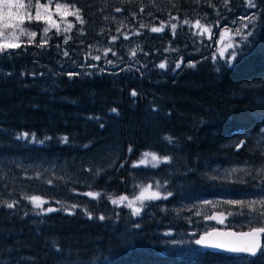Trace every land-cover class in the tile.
Wrapping results in <instances>:
<instances>
[{
  "label": "trees",
  "instance_id": "16d2710c",
  "mask_svg": "<svg viewBox=\"0 0 264 264\" xmlns=\"http://www.w3.org/2000/svg\"><path fill=\"white\" fill-rule=\"evenodd\" d=\"M55 1L82 23L62 32L30 21L36 35L0 52V264H264V233L255 256L212 252L195 240L221 225L194 212L213 198L224 227H264V0ZM247 7L237 55L216 54L218 30ZM195 14L211 24L209 44L185 31ZM165 20L180 40L153 41ZM134 29L143 40L132 55L123 33ZM90 43L107 48L94 65ZM151 150L168 161L136 163ZM146 175L159 176L166 199L144 201L138 216L109 201ZM40 194L75 195L78 206L42 211L31 200Z\"/></svg>",
  "mask_w": 264,
  "mask_h": 264
},
{
  "label": "rangeland",
  "instance_id": "374dc122",
  "mask_svg": "<svg viewBox=\"0 0 264 264\" xmlns=\"http://www.w3.org/2000/svg\"><path fill=\"white\" fill-rule=\"evenodd\" d=\"M19 2L24 4V8L19 10L23 15L24 22L20 23L17 26L16 21L0 20V45H3L5 43L20 44L21 42L28 40V38L32 36L33 31L24 26L27 25V23H29L30 21H41L44 31L55 29L57 31L62 32L71 29L74 26V22L77 21L79 23H82L83 21L82 16L78 11V8L63 1L59 2L55 0H19ZM249 9L250 7L240 10L227 27H223L218 30V33L217 35H215L212 45L216 54L219 53L222 56L228 54L229 57H232V54L230 52L232 51V48L236 43L235 37L238 35L237 30L240 29L249 19V14L251 13ZM37 15H39V19H37ZM113 18L114 20H116L117 16H114ZM119 20L120 22H122V17L119 18ZM233 21H235V23H233ZM6 24L8 25L7 27L5 26ZM172 25H176L175 30L172 28ZM154 27L160 28L161 31L153 32L157 35L155 36V38H153V41H155L156 39L157 41H162L160 39H163L166 36L169 37V35L170 38H172L171 42L180 40V33L178 31V24L176 22H170L165 20L157 24V26H152V28ZM210 30L211 24L205 22V20H203V18L197 14L193 16L192 22L187 23V26L185 27V31H188L190 32V34L194 35L195 40L202 41L206 44H209L207 43V40L210 39L211 36L212 31ZM123 34L125 35V37H127V43L129 44L131 52L134 53L132 55L137 54L136 51L138 50V47L136 46V44L137 42L141 43L143 40V38H141L140 36L141 34L136 29L128 32L125 31ZM170 38L168 39V41H170ZM184 40L185 38L182 34V41ZM88 47L89 49L87 51H84V54L86 62L89 65H94L95 63H97L98 60L96 59V57H100V55L104 54L107 50L104 45H98L96 43H90ZM80 59V57H76L77 62H80ZM71 63L72 62H67L66 65L70 67ZM161 63L165 64V57H162L156 66L159 67ZM147 152H149L147 153L148 155H145L146 153L139 154V157L136 160L137 164L156 166L160 162H162L164 157H167L165 155L162 156L152 150ZM153 155H155L158 159L153 160ZM230 171H232V169H229L227 172L230 173ZM158 177L159 176L150 177L149 175L141 176L140 184L135 187L139 190L135 194L129 196L120 194L116 197H110L109 201L112 202L113 200H116L118 201L116 205L120 206H127L129 203H132L134 207H142L144 201L149 200L147 199V197H150L152 193L158 192L160 194V197H164V195H166V187L163 185L164 183H162V181ZM88 193L92 192H87V194ZM92 194L93 195H89V197L99 195L98 192H93ZM37 197L39 198L38 202L40 203V207L46 210L50 207L54 209L60 207L67 211H71L78 206L75 201L77 196L75 195H71L66 200L61 197L56 198L52 196H43L42 194L37 195ZM142 197L144 198L143 200H141ZM213 200V198H200V200L194 203V212L199 215L200 221H203L204 223L209 225L217 223L221 225V227H224L227 221L226 215L213 210L211 211V209H209V204L212 203ZM189 214H193V211L190 210ZM221 219L223 222H221ZM198 237L195 241H197Z\"/></svg>",
  "mask_w": 264,
  "mask_h": 264
},
{
  "label": "snow or ice",
  "instance_id": "6c2138e0",
  "mask_svg": "<svg viewBox=\"0 0 264 264\" xmlns=\"http://www.w3.org/2000/svg\"><path fill=\"white\" fill-rule=\"evenodd\" d=\"M252 6V5H250ZM24 8V4L20 3L19 0H0V20H4V21H16L17 22V26L20 23H23V15L21 14V12L19 11L20 9ZM15 10V11H14ZM117 11H120V9H117ZM37 19H39V15H37ZM233 23H235V21H233ZM6 27L8 26L7 24L5 25ZM172 28L175 30L176 25H172ZM248 28V24L244 25V29ZM152 32H158L161 31L160 28H152L151 29ZM243 31L242 29H238L237 30V34L239 35L240 32ZM33 36L36 35L35 32L32 33ZM251 35H253L252 32H248L247 35L242 36L241 40L242 42H246L248 37H250ZM127 38V37H126ZM44 43H47V41H45ZM20 47L19 44H15V43H5L3 45H0V52H2L4 49L6 48H17ZM231 47V46H230ZM239 47V45H237V48ZM66 56L68 55L67 52L64 53ZM237 55L236 52L232 53V57L233 59L235 58V56ZM96 59H99V57H96ZM213 59H215V57H213ZM229 67H231L232 65V60H226L225 61ZM109 63H111V61H109ZM165 64L161 63L159 65L160 68H165ZM177 68L180 67V64L178 63L176 65ZM219 70V69H218ZM71 75V73H70ZM132 95L135 96L136 92L133 91ZM113 112L116 111V109H112ZM101 127H103V125H101ZM28 137L27 133L22 134L21 136L17 137L18 139H26ZM33 141H35V137H32ZM166 139H169L168 137H166ZM65 142H67V138H65ZM171 142V141H170ZM42 143V141L40 142ZM243 146V141L240 142L239 145H237V147H241ZM129 151H131V149H129ZM145 155H148L147 153ZM153 160H157L158 158L153 155L152 156ZM168 161V157H164L162 162H167ZM88 195H93L92 193H88ZM169 195H171V193H169ZM161 198L160 194L158 192L156 193H152V195L150 197H147V199H158ZM163 198H167V197H163ZM123 199V198H121ZM144 198L142 197L141 200H143ZM32 202L34 203V205L39 208L40 207V203L38 202L39 198L38 197H31ZM114 204L118 203V201L113 200L112 201ZM227 203L229 204H243V202L241 201H227ZM256 202L253 201L251 203L248 204L249 207H252V205H254ZM261 204H264V201H260ZM128 207L131 208L132 210V215L133 216H138L141 213V207H134L132 205V203H129L127 205ZM8 208H13L14 204L13 203H8L7 204ZM74 207V206H73ZM42 211H44L42 209ZM47 212H52V211H56V209L54 208H48L46 210ZM261 217H264V212H261L259 214ZM89 218L91 219L92 217L89 216ZM216 218V217H213ZM100 220H104L105 217L104 216H100L99 217ZM221 222L222 219H221ZM253 222H257L255 220H250V223ZM264 233V227H259V228H253V230L251 232L248 233H242L241 236H237L236 233L234 232H213V233H208L207 236H217V237H221L223 239H221L219 242L212 244L211 246L217 249H222L225 251H229L232 253H248L251 254L253 256H255L258 252V250H261V245L258 242L257 237L261 234ZM205 241V237H201V239L197 240L196 243L198 245H202L204 244ZM261 254H264V250L261 251ZM249 264H251V261L249 262Z\"/></svg>",
  "mask_w": 264,
  "mask_h": 264
},
{
  "label": "water",
  "instance_id": "95a60500",
  "mask_svg": "<svg viewBox=\"0 0 264 264\" xmlns=\"http://www.w3.org/2000/svg\"><path fill=\"white\" fill-rule=\"evenodd\" d=\"M253 228H257V227H253ZM253 228H249L247 230H235L233 228H230V227H218V226H213L212 228H209L205 231H202V233L199 235L198 239H201V237H205V241H204V244L202 245H199L200 247H204L208 250H212V251H220V252H229V251H225V250H222V249H217V248H214L212 247L211 245L214 244V243H217L219 242L221 239V237H217V236H207L208 233H213V232H234L237 234V236H241L242 233H248V232H251L253 230ZM263 233H261L257 239H258V242L260 243L261 247L263 245V242H262V239H263ZM198 245V244H197ZM260 250H258L259 252ZM257 252V253H258ZM229 253H232V252H229ZM244 254H247V255H251V254H248V253H244ZM257 255V254H256Z\"/></svg>",
  "mask_w": 264,
  "mask_h": 264
},
{
  "label": "bare ground",
  "instance_id": "6f19581e",
  "mask_svg": "<svg viewBox=\"0 0 264 264\" xmlns=\"http://www.w3.org/2000/svg\"><path fill=\"white\" fill-rule=\"evenodd\" d=\"M240 15V14H239ZM197 244V243H196ZM263 246V245H262ZM262 248V247H261ZM210 251H212V250H210ZM215 251V250H214ZM214 251H212V252H214ZM218 252H220V251H218Z\"/></svg>",
  "mask_w": 264,
  "mask_h": 264
}]
</instances>
